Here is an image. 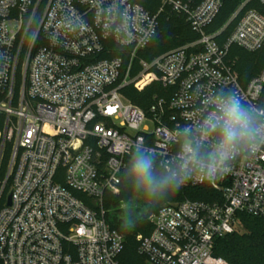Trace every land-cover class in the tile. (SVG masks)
I'll list each match as a JSON object with an SVG mask.
<instances>
[{"label":"built area","instance_id":"1","mask_svg":"<svg viewBox=\"0 0 264 264\" xmlns=\"http://www.w3.org/2000/svg\"><path fill=\"white\" fill-rule=\"evenodd\" d=\"M250 1L220 43L222 30L207 28L222 0H161L156 14L129 0H0V264H120L125 239L106 222L103 201L120 192L126 158L138 147L151 150L163 170L190 169L192 181L181 188L215 193L211 202L162 206L150 216L151 233L137 237L139 255L148 264H228L214 254L216 240L236 231L239 214L264 219V147L228 161L231 172L212 182L184 149L201 139L222 89L264 107V68L243 83L229 56L233 46L264 48V0L261 10L243 12ZM166 8L198 40L151 62L139 59ZM41 9L20 83L22 47ZM153 82L171 94L155 97L147 112L123 94ZM199 151L211 159L213 138Z\"/></svg>","mask_w":264,"mask_h":264},{"label":"trees","instance_id":"2","mask_svg":"<svg viewBox=\"0 0 264 264\" xmlns=\"http://www.w3.org/2000/svg\"><path fill=\"white\" fill-rule=\"evenodd\" d=\"M129 1L139 4L151 14H156L161 7V0ZM179 1L184 3L191 1L193 4H199L202 0ZM244 1L245 0H222V7L219 13L212 24L207 28V32L209 33H217L222 30L218 37L220 43L226 40L235 28L240 16H237L233 20L232 18ZM261 9L262 6L259 0H251L245 5L243 12ZM42 11L43 9L39 11L35 23L22 47L20 65L17 70V79L20 83L23 78V63L28 53L32 36L38 29ZM158 22L159 28L156 37L146 49L139 52V59L151 62L155 58L193 43L199 38L192 30L189 23H187L186 19L183 16L172 13L169 8H166V10L160 14ZM39 40L40 35L38 36L34 50ZM229 56L231 59L235 60V70L243 83L257 76L264 68V48L255 53H248L239 47L233 46L230 49ZM135 72H137V70L134 71V73ZM150 78L151 77H146L144 82L139 84V87H142ZM123 94L130 102L147 112L155 97L169 99L171 89L163 87L158 82H153L142 91L136 90L133 86L127 87L123 90ZM1 129L2 125L0 123V131ZM131 155L126 158L127 167ZM155 163L157 169L163 170L159 166L157 159H155ZM127 167L121 176L120 192L118 194H105L103 201V207L106 212L105 220L111 229L118 231L125 239L124 250L118 258L119 263L147 264L145 258L138 253L139 243L137 237L139 235L148 236L151 233L152 225L148 218L155 214L162 206L186 199L211 202L214 200L215 193L208 186L190 188L180 187L161 201L159 199H150L142 192L137 191L129 183L126 175ZM4 170H1V175L4 173ZM78 196L91 204L88 198L82 195ZM132 201L141 203L144 208V217H133L130 215L122 217L111 214V210L116 209L119 205ZM113 212L119 214L121 211L114 210ZM238 219L241 229L216 240L214 254L224 259L228 264H264V219L249 216L247 214H239Z\"/></svg>","mask_w":264,"mask_h":264},{"label":"clouds","instance_id":"3","mask_svg":"<svg viewBox=\"0 0 264 264\" xmlns=\"http://www.w3.org/2000/svg\"><path fill=\"white\" fill-rule=\"evenodd\" d=\"M210 103L212 109L200 126L201 139L184 149L192 158L189 162L198 167L206 182L230 173L228 161L264 147V107L248 105L234 89H222ZM209 137L214 140V152L211 159H202L199 149ZM126 175L137 191L160 201L192 181L188 168L157 169L153 152L143 147L136 148L131 155Z\"/></svg>","mask_w":264,"mask_h":264},{"label":"rangeland","instance_id":"4","mask_svg":"<svg viewBox=\"0 0 264 264\" xmlns=\"http://www.w3.org/2000/svg\"><path fill=\"white\" fill-rule=\"evenodd\" d=\"M8 152L5 155V159L2 163V171L7 167V164L9 162V154H10V148H8L7 150ZM4 168V169H3ZM4 170V172H5ZM10 190V185L8 184L7 186V192ZM114 210H119L121 211L119 214L117 212H113ZM111 214H113L114 216L119 215L122 217H127V216H140V217H144V208L142 207L141 203L137 202V201H132L129 203H123L121 205H119L116 209L111 210ZM149 222H150V217L148 218ZM241 227L238 224V226L236 227V230H240ZM146 260V259H145ZM146 263L148 264V262L146 261Z\"/></svg>","mask_w":264,"mask_h":264},{"label":"water","instance_id":"5","mask_svg":"<svg viewBox=\"0 0 264 264\" xmlns=\"http://www.w3.org/2000/svg\"><path fill=\"white\" fill-rule=\"evenodd\" d=\"M11 204V195L8 197V206Z\"/></svg>","mask_w":264,"mask_h":264}]
</instances>
